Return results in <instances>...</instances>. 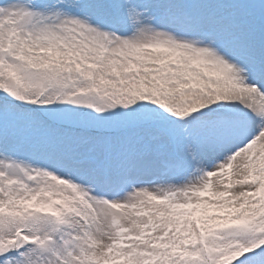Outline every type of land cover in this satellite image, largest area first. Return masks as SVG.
<instances>
[{
	"label": "snow or ice",
	"instance_id": "1",
	"mask_svg": "<svg viewBox=\"0 0 264 264\" xmlns=\"http://www.w3.org/2000/svg\"><path fill=\"white\" fill-rule=\"evenodd\" d=\"M0 264H264V0H0Z\"/></svg>",
	"mask_w": 264,
	"mask_h": 264
},
{
	"label": "rangeland",
	"instance_id": "2",
	"mask_svg": "<svg viewBox=\"0 0 264 264\" xmlns=\"http://www.w3.org/2000/svg\"><path fill=\"white\" fill-rule=\"evenodd\" d=\"M215 179V178H214Z\"/></svg>",
	"mask_w": 264,
	"mask_h": 264
}]
</instances>
